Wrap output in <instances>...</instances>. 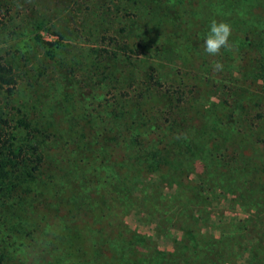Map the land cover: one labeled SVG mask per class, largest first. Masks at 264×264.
<instances>
[{"label": "rangeland", "instance_id": "1", "mask_svg": "<svg viewBox=\"0 0 264 264\" xmlns=\"http://www.w3.org/2000/svg\"><path fill=\"white\" fill-rule=\"evenodd\" d=\"M219 3L0 0V62L18 80L11 99L0 88L4 115L41 131L45 158L34 177L20 173L0 192L1 264H264V116H257L264 112V16L253 9L264 0L225 17L244 30H232L229 46L209 55L203 37ZM199 19L207 23L197 30ZM38 24L44 40L57 42L52 64L34 39ZM104 35L118 42L108 46L118 56L107 63ZM232 49L249 50L252 59L237 64ZM184 51L201 64L186 65ZM150 70L182 89L184 102L153 89ZM250 94L262 97L260 107ZM15 133L25 141L22 128ZM113 147L126 152L122 162L112 161ZM155 150L169 171L142 173ZM106 188L122 196L131 232L111 242L117 260L103 258L98 245L94 254L77 247L71 223L49 217L60 207L97 210ZM190 236L205 257L191 252Z\"/></svg>", "mask_w": 264, "mask_h": 264}, {"label": "trees", "instance_id": "2", "mask_svg": "<svg viewBox=\"0 0 264 264\" xmlns=\"http://www.w3.org/2000/svg\"><path fill=\"white\" fill-rule=\"evenodd\" d=\"M219 4L210 10L209 17L217 21H226L232 25V30L238 31L244 30L241 27H234L233 20L236 19L242 13V6H245L251 2L257 0H219ZM224 5H221V3ZM230 7H229V6ZM250 5V4H249ZM228 6V7H226ZM253 6V5H252ZM254 12L264 16V8L253 6ZM225 17L229 19L224 20ZM207 23V20L199 19L196 21L197 30ZM240 25V24H238ZM257 25L250 27L251 29L247 31L249 38L252 32L255 30ZM238 28V29H237ZM247 28V27H246ZM36 29L38 30L34 36V39L46 46V58L51 64L58 61L59 52L56 43L44 40L43 36L40 34L41 30L45 29L43 24H38ZM103 44L105 46L101 49L100 55L104 57V63L114 60L118 54L112 52L108 48L109 45L113 43H118L117 38L110 35H104L102 37ZM126 51V50H125ZM134 53L135 50H127L125 53ZM245 55H241L236 49L231 50L233 59L237 64H241L243 61H250L252 59V53L249 50H245ZM186 65H193L198 67L202 60L198 59L193 53L184 51L181 55ZM110 65V64H109ZM226 78V77H225ZM224 78V79H225ZM146 80L152 86L153 89L164 92L166 95L172 97L177 105H180L185 100V93L179 87L171 86L163 81H161L154 70L146 75ZM18 86L17 75L14 67L6 62H0V88L6 93V97L11 99L14 96L15 90ZM142 95V94H141ZM249 99L253 100L257 107H260V102L262 97H254L253 94L249 95ZM5 104L2 98H0V192L7 190V181H11L10 187L14 186V181L18 182L21 174H26L29 178L34 177L38 172H40L45 167V158L42 153L39 135L41 131L34 128L29 119H20L15 124L12 120L4 115ZM263 110L257 114L258 117L262 118L264 116ZM22 128L25 131V141L18 142L15 131ZM164 145L163 141H159L158 148ZM109 156L114 162H122L126 158V152L117 148H111L109 151ZM159 153L157 150L149 152L145 157V160L141 163L140 169L146 172L148 175L150 172L152 174L163 175L169 171V164L162 161H157ZM156 161L157 163H155ZM19 174L18 176H15ZM262 175L264 176V166L262 168ZM182 182L185 185L189 184L190 188L198 187L193 180H188L186 177H182ZM181 187V184H180ZM100 207L94 211H77L74 207L65 209L64 207L58 208L57 212L49 214L52 221H68L73 229L69 232V235L77 241L79 248H84L90 253H95L96 245L101 247L103 258H113L117 260V252L111 246V242L117 240H123L131 232L128 230V226L123 221L122 213V196L118 192L110 191L108 188L100 192L99 196ZM193 233V232H190ZM190 244L192 245V251L198 253L199 256L203 255L205 257L206 249L204 245L196 242L194 236H190ZM121 242V241H119ZM3 262V255L0 253V264Z\"/></svg>", "mask_w": 264, "mask_h": 264}, {"label": "clouds", "instance_id": "3", "mask_svg": "<svg viewBox=\"0 0 264 264\" xmlns=\"http://www.w3.org/2000/svg\"><path fill=\"white\" fill-rule=\"evenodd\" d=\"M232 25L226 21L211 20L203 37V50L209 55H217L229 46Z\"/></svg>", "mask_w": 264, "mask_h": 264}]
</instances>
